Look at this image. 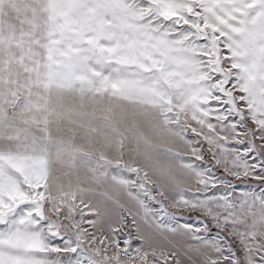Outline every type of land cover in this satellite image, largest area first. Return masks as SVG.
I'll use <instances>...</instances> for the list:
<instances>
[{
    "label": "snow or ice",
    "instance_id": "1",
    "mask_svg": "<svg viewBox=\"0 0 264 264\" xmlns=\"http://www.w3.org/2000/svg\"><path fill=\"white\" fill-rule=\"evenodd\" d=\"M0 264H264V0H0Z\"/></svg>",
    "mask_w": 264,
    "mask_h": 264
}]
</instances>
